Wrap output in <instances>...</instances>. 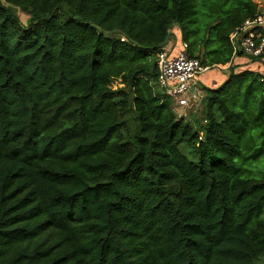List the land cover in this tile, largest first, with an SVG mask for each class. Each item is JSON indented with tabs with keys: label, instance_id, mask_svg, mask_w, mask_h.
<instances>
[{
	"label": "trees",
	"instance_id": "1",
	"mask_svg": "<svg viewBox=\"0 0 264 264\" xmlns=\"http://www.w3.org/2000/svg\"><path fill=\"white\" fill-rule=\"evenodd\" d=\"M260 12L0 0V264H264V75L231 65L196 128L157 64L176 27L190 57L231 63Z\"/></svg>",
	"mask_w": 264,
	"mask_h": 264
},
{
	"label": "built area",
	"instance_id": "2",
	"mask_svg": "<svg viewBox=\"0 0 264 264\" xmlns=\"http://www.w3.org/2000/svg\"><path fill=\"white\" fill-rule=\"evenodd\" d=\"M175 43L169 46V39L158 54V81L162 88L176 100L179 117L188 106L196 92L199 75L210 69L198 58L188 54V43L178 35ZM235 52L242 51L253 58L264 55V9L254 18L247 19L231 35Z\"/></svg>",
	"mask_w": 264,
	"mask_h": 264
},
{
	"label": "rangeland",
	"instance_id": "3",
	"mask_svg": "<svg viewBox=\"0 0 264 264\" xmlns=\"http://www.w3.org/2000/svg\"><path fill=\"white\" fill-rule=\"evenodd\" d=\"M256 1L258 2V0H256ZM260 2H262V3H260ZM259 5L260 6L264 5V0L259 1ZM19 14H20V17L25 21L27 18L26 15L21 13V12ZM238 57L247 58L248 64L244 66V70H254V71H259L260 73H263L257 69L258 66H261V63H260L261 61H259V60L252 61L248 57H245L242 54L238 55ZM217 71H219V69L210 68L209 70H207V71H205L199 75L198 84L196 86L197 90L194 93V97H192L191 105L188 106L182 113H180L182 115L180 118H183V119L189 121L196 128L199 127L201 124H203V122H205L204 116H203L204 98L206 96V90L205 89L213 87V83L210 82V80L212 79V77H210V75H212L214 72H217ZM113 86L114 87H120L122 85L119 84L118 82H115L113 84ZM159 91L167 93V90H165L162 87L160 88ZM171 101H172V105H173L174 109L177 111L178 109L176 108V105H177L176 100L171 97ZM178 116H179V114H178Z\"/></svg>",
	"mask_w": 264,
	"mask_h": 264
},
{
	"label": "crops",
	"instance_id": "4",
	"mask_svg": "<svg viewBox=\"0 0 264 264\" xmlns=\"http://www.w3.org/2000/svg\"><path fill=\"white\" fill-rule=\"evenodd\" d=\"M259 1H261V0H258V2H257L258 4H259ZM260 3H262V2H260ZM259 7H260L261 10L264 9V5H261V6L259 5ZM176 28L172 30V32H171V34L169 36V46L175 43V38L179 39L178 35H180L181 30L178 27H176ZM180 38H182V37L180 36ZM244 56L248 57L252 61H255V60L261 61L260 62L261 66H258L257 69L260 70L261 72H263L262 74L264 75V56H263V58L261 57L262 59H260V58L259 59L250 58L249 56H246V55H244ZM247 64H248L247 58L237 57L236 56V57H234V59H233V61L231 63H228L226 65H218V66L212 67V68L219 69V71L214 72L212 75H210V77H212L210 82L213 83V87L212 88H215V87L219 86L228 77L229 73L231 72V65L237 66L236 70L239 71V70H243L244 66L247 65ZM196 90H197V88H196Z\"/></svg>",
	"mask_w": 264,
	"mask_h": 264
}]
</instances>
